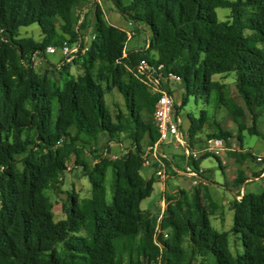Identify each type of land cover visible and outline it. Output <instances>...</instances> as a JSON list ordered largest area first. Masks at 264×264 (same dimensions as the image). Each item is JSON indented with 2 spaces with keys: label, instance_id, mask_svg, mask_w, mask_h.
<instances>
[{
  "label": "trees",
  "instance_id": "1",
  "mask_svg": "<svg viewBox=\"0 0 264 264\" xmlns=\"http://www.w3.org/2000/svg\"><path fill=\"white\" fill-rule=\"evenodd\" d=\"M77 1L0 0V134L30 131L32 140L44 150L40 158L26 155L21 172L16 173L12 154L17 150L0 144V164L5 166L0 173V264H120L114 243L139 234L146 248L157 254L152 238L155 220L140 208L141 201L151 195L154 181L139 175L143 160L138 151L144 135L150 143L158 138L152 116L151 124L141 118L142 112L152 115L158 95L149 90L136 65L140 82L118 81L126 66H133L140 58L150 65L155 61L177 66L173 71L184 83L183 104L188 96L208 91L211 75L234 72L237 93L252 117H256L253 108L264 112V0H131L128 4L111 0L120 16L144 24L150 32L142 55L128 51L123 56L126 33L106 25L99 12L95 14V39L87 54L106 70L100 77L112 80L122 96L126 115L114 118L91 74L68 81L61 91H51L30 68L17 64V56L23 58L54 43L59 37L53 25L56 19L63 23L61 41L77 40L70 17ZM243 6L257 10L245 22ZM216 8L230 9L231 21H219ZM32 24H37L46 38L41 46L25 48L16 40L18 29ZM198 130L191 119L185 132L190 147ZM120 132L128 133L137 153L100 159L88 168L81 165L91 185L90 197L71 198L64 218L53 222L42 189L63 169V161L53 158L57 142H73L80 136L94 142L100 133L112 138ZM227 137L221 132L208 139L221 138L225 143ZM68 149V155L79 154L72 146ZM231 155L236 160L244 157L237 152ZM107 168L115 178L110 202H106L104 186ZM164 200L159 229H169L170 235L167 240L162 236L155 240L161 246V264H183L187 259L182 248L185 238L192 252L208 256L211 264H264V185L258 194L245 193L230 202L229 231L239 236L243 249L233 256L227 235L210 224L217 206L204 184L189 193L176 189ZM149 257L155 255L150 253Z\"/></svg>",
  "mask_w": 264,
  "mask_h": 264
},
{
  "label": "rangeland",
  "instance_id": "2",
  "mask_svg": "<svg viewBox=\"0 0 264 264\" xmlns=\"http://www.w3.org/2000/svg\"><path fill=\"white\" fill-rule=\"evenodd\" d=\"M121 1L124 4H128L131 0ZM228 1L234 2L236 0ZM241 1L243 2L245 0ZM96 12L100 13L106 25L113 26L128 34H126V41L123 45V56L128 51L142 55L147 50L144 47L146 44L148 45V37L150 36L148 28L144 24L120 16L111 0H78L71 9V27L82 38L88 49L95 39ZM215 12L219 21H231L230 9L216 8ZM241 12L242 21L245 22L247 19L253 18L257 10L252 7L243 6L241 7ZM128 23H130V26ZM62 24L59 19L53 22L59 37L55 39L53 44L46 45L45 48L47 46L54 48V46L61 44V40H63L61 36ZM244 33L248 35L250 31L245 30ZM45 38L46 36L37 24L20 27L16 36V40L21 42L25 48L32 44L41 46L44 44ZM65 38H69V36L65 35ZM45 48L36 52H29L23 58H18L17 56L18 66L23 69L30 68L34 77L48 84L49 90L51 91H61L68 81L76 80L85 73H89L104 93L106 110L110 116L114 118L117 114L126 115L122 96L113 86L112 80L107 81L100 77V75L103 76L105 74L106 70L100 68L98 61L90 60L87 54L88 49L83 52H78L74 56L71 54L70 57L64 58L60 56V53L47 55ZM153 56L155 57L154 54ZM143 62L145 63L144 60ZM135 63L136 61L133 63V66L125 67V71L121 72L118 81L123 84L130 82V79L139 81L134 71ZM167 68L176 74L173 70L177 69V66H167ZM135 69L138 73L143 74L136 66ZM154 85L153 82H148L147 84L151 92H154ZM158 87L161 88V85ZM166 90L175 97V113L181 118L183 127L189 128L192 119L199 128L194 137V148L203 150L206 147V140L209 136H218L219 133L223 132L224 134L227 133L228 137L224 139L225 147L222 153L229 157H234L231 155L232 152L228 150L232 144L235 147H240L241 145L243 149L250 148L256 152L263 153L261 151L264 150V112L260 109L253 108L252 110L255 112L256 117H252L244 100L237 93L234 72L211 75L208 91L188 96L185 104H183L184 83L181 77L179 80H174L171 85H167ZM141 118L145 123L151 124L150 113L142 112ZM70 132L74 136V129H71ZM128 136V133L120 132L110 138L106 133H100L94 142L92 139H87L84 136H80L78 140L73 142L65 139H60L57 142L56 147L52 149L53 155H55L53 158L63 161V169L55 175L51 183L42 189V194L48 204V210L53 222L64 218V210L69 205L71 198L85 199L90 197L91 185L81 165H85L88 168L100 159L115 160L121 158L128 152H132L133 154L137 153L136 148L131 140L128 139ZM153 136L156 139L154 129ZM153 143L154 141L150 143L147 135L143 136V139L139 143L138 151L141 159L145 156L148 158L150 155L148 147ZM0 144L3 146H5L4 144H8L17 150L16 153L12 154V170L16 173L21 172L23 168L22 162L26 155L30 153L32 156L40 158L44 154V150H41L38 143L32 140V133L26 130L18 133L10 131L0 134ZM68 146H72L76 150L78 149L79 154L68 155ZM165 146H162V152L164 154ZM171 148L169 147L166 150L167 153L172 157H180L182 153L181 148ZM259 156H264V154ZM161 161L166 167L165 173L168 176L163 180L164 188L161 192L159 191L160 185L157 183L161 179L155 175L156 170L160 169V167L152 164L150 170L147 168L140 169V174L144 179H152L156 183L152 194L149 198L141 202L140 207L155 220L152 238L153 243L158 247V252L155 254V251L151 252L146 248V243L140 240L141 234L131 240H119L114 243V249L117 258L120 260V264H161V246H158L155 240L159 236H162L163 240H167L170 235L169 229H165L162 232L159 229L160 220L166 207L165 195H173L176 189H180L168 184V182L172 183L173 180L171 178L175 177L176 174L170 165L172 162L168 157L162 158ZM150 162H152V159H149V164ZM202 166L213 167L214 180L220 184L226 182L218 168L217 161L213 157L209 156L202 160ZM4 168L5 166L0 164V173ZM114 179L113 172L110 168H107L104 178L106 202H110L111 200ZM263 185L264 180L262 178L255 181L251 180L246 186V191L258 194L262 191ZM209 220L215 230L227 235L228 249L232 256L241 254L243 249L239 236L231 234L229 231L231 227V212L226 209L224 211L223 208L220 210L217 209L215 216H211ZM79 235L84 234L80 233ZM182 248L187 252V259L183 264H211L208 256L192 252L187 238L182 242ZM150 253H153L155 257H149Z\"/></svg>",
  "mask_w": 264,
  "mask_h": 264
},
{
  "label": "built area",
  "instance_id": "3",
  "mask_svg": "<svg viewBox=\"0 0 264 264\" xmlns=\"http://www.w3.org/2000/svg\"><path fill=\"white\" fill-rule=\"evenodd\" d=\"M128 25L130 26V23H128ZM84 44L85 42L78 35L77 40L72 43L63 41L60 45L54 46V48L46 47L45 53L47 55L60 53V56L67 58L71 56L72 51L83 49ZM135 65L142 72L151 73L155 77V80L160 83L162 88V105L158 108V113L151 116L160 117V128L163 132V143H156L155 140V142L148 147L150 155L148 158H146V156L143 157V163L149 164V159H152V162H150L149 165L153 164L160 167V169L156 170L155 175L162 179L167 178L168 176L165 173L166 167L161 161L162 158H166L165 154L162 152V146H164L166 142L172 141L181 148L182 155L185 158L183 170L176 171L175 169H172L178 175L190 178L193 184V180H200L203 173V170L200 167H194L192 165V162H197L199 152L193 150L189 146V141H186L185 131L182 128L181 120L175 113V97L166 90L167 85H171L174 80H179L180 77L171 72L167 66L161 62L151 61V65H144L143 58H140L136 61ZM224 147L225 143L223 139L210 138L206 141L204 152L213 156H219L224 150ZM256 161L263 163L264 165V156H256Z\"/></svg>",
  "mask_w": 264,
  "mask_h": 264
},
{
  "label": "crops",
  "instance_id": "4",
  "mask_svg": "<svg viewBox=\"0 0 264 264\" xmlns=\"http://www.w3.org/2000/svg\"><path fill=\"white\" fill-rule=\"evenodd\" d=\"M182 124L183 123L181 120V125ZM182 128L187 133L188 128H184L183 125H182ZM164 145H166L164 148V152L166 154L165 156L168 157L169 160L172 162V164H170L171 167L175 169L176 171L183 170V167L185 165V158L182 155V153L180 154V157H176V156L172 157L166 151L167 149H169V147H172L171 149H175L179 146L173 143L172 141L166 142ZM192 149L199 152V159L197 160V162H195L196 166H194V162H192V165L194 167H200L203 170V173L200 177L198 184H204L206 186L211 200L213 201V203L217 206V209L219 210L223 208L224 211L226 209L231 212L229 205L232 200L234 199L238 200L239 198H241L243 194L251 193V192L246 191V186L249 184L251 180L255 181L259 178H262L264 180V165L263 163L256 161V156L263 155L264 150L261 151L263 153H259V152H256L254 149H250V148L243 149L241 145L240 147H235L234 144H232L231 148L228 150H230L231 152L240 153L241 155L244 156L240 160H236L235 157H229L228 155L222 153L223 151L220 153V155L217 158V156H213V155L205 153L204 149L202 150V149H198L194 147ZM246 154H250V156L246 157L245 156ZM209 156L213 157L217 161L218 168L223 174L224 179L226 180L224 184H220L214 180L213 167L202 166V160L206 159ZM141 168H147L148 170H150L151 165L149 164L146 165L142 163L140 169ZM140 169H139V175L141 176ZM142 178L144 179V177ZM163 180L164 179H161V181L157 182L160 185V188H159L160 192L164 188ZM171 180L173 181L172 183L168 182L169 185H172L176 188H180L184 190L185 192H189V190L192 189L195 185H198V184H192L191 179L188 178L187 176H180L177 173L175 174V177L171 178ZM155 184L156 183L154 182L153 190H154ZM231 215H232V212H231Z\"/></svg>",
  "mask_w": 264,
  "mask_h": 264
},
{
  "label": "bare ground",
  "instance_id": "5",
  "mask_svg": "<svg viewBox=\"0 0 264 264\" xmlns=\"http://www.w3.org/2000/svg\"><path fill=\"white\" fill-rule=\"evenodd\" d=\"M94 36V35H93ZM93 38V37H92ZM93 40V39H92ZM91 40V41H92ZM47 48H53L52 46H47ZM88 48L85 46L84 44V48L82 49V51H85L87 50ZM78 50L76 51H72L71 54H75ZM144 65H150L148 63H144ZM140 70V69H139ZM141 71V70H140ZM144 75H145V80H144V83L147 85L148 82H153L155 85V87L153 86V93H156L158 96H157V99L154 103V108H153V113L152 115H156L158 113V108L160 107V105H162V88H159L158 86L160 85V83L158 81L155 80V77L151 74V73H148V72H142ZM144 77V76H143ZM149 87V86H148ZM151 91V90H150ZM152 120L153 122L155 123L156 125V130H157V133H158V138L156 140V143H163V132H162V129L160 128V117L159 116H152ZM186 136V134H185ZM187 141V139H186ZM199 158H197L198 160ZM143 160V158H142ZM160 178V177H158ZM162 179V178H160ZM199 183V180H193V184H198ZM156 232V231H155Z\"/></svg>",
  "mask_w": 264,
  "mask_h": 264
}]
</instances>
